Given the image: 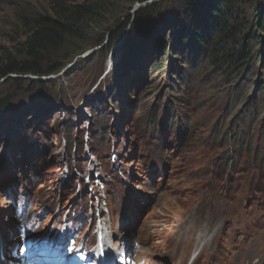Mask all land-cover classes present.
I'll use <instances>...</instances> for the list:
<instances>
[{"label": "rangeland", "instance_id": "1", "mask_svg": "<svg viewBox=\"0 0 264 264\" xmlns=\"http://www.w3.org/2000/svg\"><path fill=\"white\" fill-rule=\"evenodd\" d=\"M51 1L0 0V68L25 39L19 12L52 14ZM153 1L151 30L138 37V11ZM153 1L106 0L46 55L43 73L0 75L4 255L22 251L14 195L42 228L91 219V171L111 236L142 262L264 264V0L234 4L236 40L202 26L211 45L183 3ZM225 46L252 55L214 61L212 48Z\"/></svg>", "mask_w": 264, "mask_h": 264}, {"label": "trees", "instance_id": "2", "mask_svg": "<svg viewBox=\"0 0 264 264\" xmlns=\"http://www.w3.org/2000/svg\"><path fill=\"white\" fill-rule=\"evenodd\" d=\"M141 2L147 3L153 0H140ZM162 1V0H160ZM183 3L188 8V11L196 7V4H202L204 9L199 11V20H191V18L196 16L195 11H190L188 14L189 23L194 26L197 34V39L203 42L206 38L203 37L201 33L202 26H207L211 29L214 36H216L217 41H222L225 37L228 39L236 40L237 33L234 23H230L231 18H234L233 7L234 4L239 2V0H178ZM106 2V0H82L81 3H74L73 0H52L51 1V11L52 14L41 13L38 11H28L21 10L19 13V20L22 27L25 29V39L21 42L19 50L17 49L14 55L8 54L2 62V68H0V75L7 76L9 74H18L20 76L27 74H41L44 71L45 63L44 59L47 54L56 52L60 49L67 36H74L77 28L82 25L85 19L91 14H94L95 9L99 8L101 3ZM154 2V1H153ZM158 3H152L145 5L139 9L136 23H142L134 28V32H137L140 27L147 26L150 31L151 26L149 21L152 19V15L155 12V7ZM264 13V10H263ZM264 16V14H262ZM202 18V19H201ZM145 19L146 21H142ZM205 19V22H202ZM148 20V21H147ZM134 21V22H135ZM142 21V22H141ZM146 22V23H145ZM260 31L264 33V21L260 18L258 22ZM243 30V29H242ZM124 31V30H123ZM257 36L250 35V42L256 39ZM158 38V37H157ZM264 38V37H263ZM198 39V40H199ZM115 42V40H114ZM214 42V41H212ZM211 41H206L207 45L212 44ZM246 45L245 47H247ZM250 47V46H249ZM214 48V45H213ZM212 48L213 60L218 59L220 62H227L229 65L238 66L246 61V58L251 57L250 51H243L242 53L234 51L233 49L225 46L222 51ZM216 48V47H215ZM230 50H233L232 52ZM220 51V52H219ZM246 54L243 56L241 55ZM19 57L25 56V59H18ZM220 57L221 58L220 60ZM160 62L157 68H161ZM217 63V62H216ZM57 68L49 70L50 72L56 71ZM22 78V77H21ZM20 80V79H19ZM18 80V84L21 82ZM7 102V101H6ZM3 101L0 100V118L3 116L4 106ZM175 114H172V121L174 124Z\"/></svg>", "mask_w": 264, "mask_h": 264}, {"label": "bare ground", "instance_id": "3", "mask_svg": "<svg viewBox=\"0 0 264 264\" xmlns=\"http://www.w3.org/2000/svg\"><path fill=\"white\" fill-rule=\"evenodd\" d=\"M18 230H19V228H18ZM105 232H106V235H105V238H104V241H103V243H104V247L105 248H109L110 247V242H109V240H108V237H109V235H110V231H109V227H106L105 228ZM16 235H14V237H15ZM13 245H14V243H13ZM14 247V246H13ZM4 261H2V260H0V263H3Z\"/></svg>", "mask_w": 264, "mask_h": 264}, {"label": "water", "instance_id": "4", "mask_svg": "<svg viewBox=\"0 0 264 264\" xmlns=\"http://www.w3.org/2000/svg\"><path fill=\"white\" fill-rule=\"evenodd\" d=\"M150 31L147 29V26H143V27H140L138 29V33L136 34V36H140L141 34L143 35H146L147 33H149ZM1 119V118H0Z\"/></svg>", "mask_w": 264, "mask_h": 264}]
</instances>
